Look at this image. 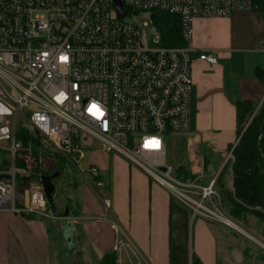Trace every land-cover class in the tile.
I'll return each mask as SVG.
<instances>
[{
    "label": "built area",
    "instance_id": "obj_1",
    "mask_svg": "<svg viewBox=\"0 0 264 264\" xmlns=\"http://www.w3.org/2000/svg\"><path fill=\"white\" fill-rule=\"evenodd\" d=\"M154 10L179 19L180 46L160 45ZM252 10L264 18L255 0H0V149L9 159L0 161V176L8 178L0 179V211L52 217L40 176L46 161L60 171L56 158L90 188L104 189L100 169L82 165L87 150L99 149L165 187L193 217L240 231L224 211L218 171L207 177L187 144L184 177L165 162L163 134L191 128L193 18ZM143 14L149 20L137 23ZM199 59L217 61L212 53ZM234 144L223 153L230 173ZM117 249L150 264L128 239H119Z\"/></svg>",
    "mask_w": 264,
    "mask_h": 264
},
{
    "label": "crops",
    "instance_id": "obj_2",
    "mask_svg": "<svg viewBox=\"0 0 264 264\" xmlns=\"http://www.w3.org/2000/svg\"><path fill=\"white\" fill-rule=\"evenodd\" d=\"M191 29V128L184 133V167L189 166L186 146L190 144L205 168L210 163L208 154L212 157L219 176L226 165L223 153L237 140L236 102L249 101L258 108L264 96V83L257 74L264 73V18L256 10L236 11L227 17H195ZM201 53H212L216 63L199 59ZM89 161L107 179V186L100 189L103 194L96 195L85 183L72 187L75 201L67 198L63 202L68 215L63 212L58 221L61 228L70 226L81 255L100 263L104 254L114 251L120 264H137V256L117 249L118 240L125 238L150 264H173L175 198L115 153L90 150ZM54 172L60 173L58 167L43 170L40 181ZM225 173L229 177L225 182L223 175L222 182L228 186L232 176L228 169ZM52 182L55 185V178ZM57 206L55 202L51 214L47 205L49 218L0 211V264H53L50 220L56 219ZM217 230L200 218L195 220L196 241L189 250V264L192 252L202 264H223ZM223 254L227 257L226 251Z\"/></svg>",
    "mask_w": 264,
    "mask_h": 264
},
{
    "label": "rangeland",
    "instance_id": "obj_3",
    "mask_svg": "<svg viewBox=\"0 0 264 264\" xmlns=\"http://www.w3.org/2000/svg\"><path fill=\"white\" fill-rule=\"evenodd\" d=\"M149 18L150 17H148L147 14H143L137 19V23L142 24L147 22ZM153 44L151 42V45ZM256 110L254 107V111ZM247 117V115L244 117V120L241 124L242 126L244 125V127L248 123ZM185 138V134L180 132H168L163 134L165 143V162L168 166L174 168V170L178 168L179 165H186L184 150ZM43 146L48 152L53 153V150L48 143L45 142ZM89 153L90 150H87L85 157L82 160V165L84 167H86L88 164H93L91 161H89ZM208 156L210 158V163L205 169V174L207 177L216 173L217 170V163L212 161V157L209 154ZM8 160L9 159L7 158L5 151L0 149V161H2L4 165H9ZM56 161L61 163L62 169L59 168L60 173L55 178V185L57 189L54 200L58 204V214L57 217H55L56 219L50 220L53 264H100L81 255L80 252L82 250L79 249L77 242L74 241V234L70 226L65 224L64 227L61 228L59 225L60 222L58 221L63 219V212L65 211L62 207L63 202L67 200V198H70L74 203L75 200L72 199V195L74 194L72 187L75 188L84 182L78 176L74 168L67 162H65L63 159L57 158ZM128 165L138 169L130 163H128ZM45 168L50 171L55 167L53 163L46 161ZM228 177V173H225V182ZM16 193L17 192L15 191V194ZM95 193L96 195L101 196L103 194V190L96 188ZM73 196L75 197V195ZM223 208L225 209V213L227 212L229 214L226 207L224 206ZM172 209L174 229L172 256L173 264H189V250L193 248L194 242L196 241L194 236V222L199 217H193L189 208L184 206L176 199L173 200ZM257 209L261 212L262 216H264V210L261 208L259 209L258 207ZM230 217L240 228V231L220 223H214L200 218L205 222L213 224L214 227L218 229V249L220 247L219 257L221 262L223 264H264V249L260 248V246L255 242L257 240L264 242V218L257 217L249 212L243 219L233 218L231 215ZM225 251L227 253V257L223 254Z\"/></svg>",
    "mask_w": 264,
    "mask_h": 264
},
{
    "label": "trees",
    "instance_id": "obj_4",
    "mask_svg": "<svg viewBox=\"0 0 264 264\" xmlns=\"http://www.w3.org/2000/svg\"><path fill=\"white\" fill-rule=\"evenodd\" d=\"M255 1L259 9L264 11V0ZM150 17L160 34L161 46L173 47L182 44L179 19L175 15L154 10ZM257 74L264 83V73L257 71ZM235 109L237 140L232 149L233 160L230 163L232 189L222 182L228 167L225 165L217 178L221 201L233 218L243 219L248 212L264 218L257 209L264 210V96L255 112L249 101H237ZM246 115L247 122L250 120L244 127L241 124ZM58 164L62 169L61 163ZM177 169H182L184 177L188 176L184 166ZM100 263L116 264L115 252L104 254ZM190 264H202L193 252L190 255Z\"/></svg>",
    "mask_w": 264,
    "mask_h": 264
},
{
    "label": "water",
    "instance_id": "obj_5",
    "mask_svg": "<svg viewBox=\"0 0 264 264\" xmlns=\"http://www.w3.org/2000/svg\"><path fill=\"white\" fill-rule=\"evenodd\" d=\"M116 8H117V15L118 17H123L124 16V11L118 1H116ZM257 108H255L256 110ZM58 176V172L51 173L49 175H45L41 177V184L44 192V196L48 205V208L51 214L54 213L55 209V202H54V196L56 193V187L52 182V179L56 178ZM0 179L8 180L6 176H0ZM264 189V188H263ZM64 215H68V207H65Z\"/></svg>",
    "mask_w": 264,
    "mask_h": 264
}]
</instances>
